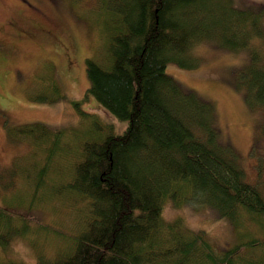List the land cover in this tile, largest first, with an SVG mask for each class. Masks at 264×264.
Listing matches in <instances>:
<instances>
[{"label": "trees", "instance_id": "obj_1", "mask_svg": "<svg viewBox=\"0 0 264 264\" xmlns=\"http://www.w3.org/2000/svg\"><path fill=\"white\" fill-rule=\"evenodd\" d=\"M93 2L99 9L97 16L101 11L105 14L100 20L103 45L98 56L77 61L78 42L70 25L53 30L40 22L38 35L47 36L46 41L63 57L58 68L50 64L56 76H71L82 64L88 80L82 100L92 96L97 108L126 123L116 131L113 123L99 118L98 109L80 110L97 132L76 139L75 158L69 161L64 181V203L74 205L69 209L78 218V227L72 234L61 232L66 246L55 256H39L38 264H190L195 258L210 264H250L237 254L261 245L264 237L236 242L217 253L200 232L181 234L161 219L164 203L172 201L209 205L233 223L257 218L264 228V193L246 180L234 147L219 137L213 103L183 87L165 67L169 62L195 65L188 50L200 42L248 50L234 81L264 117V6L252 1L242 7L233 0ZM26 33L16 36L30 37L31 32ZM4 51L0 49V58ZM3 100L0 95V103ZM64 131L40 122L22 131L30 142L42 146L40 167L33 175L28 171L34 184L28 212L40 220L39 230L52 226L38 218L36 208L49 211L35 195L44 175L55 171L54 147L62 143ZM9 217V208L2 202L0 244L4 247Z\"/></svg>", "mask_w": 264, "mask_h": 264}, {"label": "rangeland", "instance_id": "obj_2", "mask_svg": "<svg viewBox=\"0 0 264 264\" xmlns=\"http://www.w3.org/2000/svg\"><path fill=\"white\" fill-rule=\"evenodd\" d=\"M61 1L0 0V49L5 50L0 58V95L5 99L0 103V204L5 203L10 211L9 237H5V247L0 244V264H38L39 256L49 258L66 246L61 232H76L78 218L69 209L74 205H66L62 196L67 194L64 181L69 174V161L75 158L76 139L79 140L80 134L88 132L93 137L97 132L87 122L91 119L79 114L80 110L89 112L91 106V110L98 109L95 113L102 116L99 118L113 123L116 131L122 130L126 123L104 108H97L96 103H99L92 96L82 100L88 83L82 64L71 76L61 75L62 79L56 76V69L53 71L50 67V64L55 68L61 66L62 56L46 41L47 36L38 35L40 22L53 30L70 25L78 42L79 63L86 56H98L103 45L100 20L105 14L101 11L97 16L99 9L93 0L86 3ZM233 1L242 7L252 1L264 6L260 0ZM64 18L68 21L63 22ZM21 28L31 32L30 37H17L16 33L22 32ZM188 52L195 57V65L183 67L169 62L165 72L183 87L194 90L213 103L219 137L234 147L246 180L256 183L264 193L263 112L255 103L251 105V101L245 99L242 87L234 81L235 73L244 66L249 51L205 41L191 46ZM74 100H80V103L75 105ZM33 122L65 129L62 143L54 147V157L57 158L55 171L44 175L43 184L35 195L36 199L45 201L44 206L49 211L45 213L44 209L36 208L38 218L47 221L60 233L52 229L39 230L40 220L28 212V197L34 187L29 181L28 171L33 175L35 167H40L43 155L42 146L37 147L28 140V134L22 133ZM169 207L178 218L172 223L164 220L163 223L172 225L181 234L200 232L211 241L217 253L236 242L264 237V228L255 220L257 218L246 217L239 223H233L206 204L164 203L163 209ZM3 232L2 227L0 234ZM237 255L250 264H264V243L247 250L240 249ZM190 264L210 263L206 259L195 258Z\"/></svg>", "mask_w": 264, "mask_h": 264}, {"label": "clouds", "instance_id": "obj_3", "mask_svg": "<svg viewBox=\"0 0 264 264\" xmlns=\"http://www.w3.org/2000/svg\"><path fill=\"white\" fill-rule=\"evenodd\" d=\"M260 2H264V0H260ZM160 216L166 223H172L178 218L175 211L170 210V207L162 209Z\"/></svg>", "mask_w": 264, "mask_h": 264}, {"label": "flooded vegetation", "instance_id": "obj_4", "mask_svg": "<svg viewBox=\"0 0 264 264\" xmlns=\"http://www.w3.org/2000/svg\"><path fill=\"white\" fill-rule=\"evenodd\" d=\"M21 30H22V29H21ZM22 32H28V30H25V29H24V30H22Z\"/></svg>", "mask_w": 264, "mask_h": 264}]
</instances>
